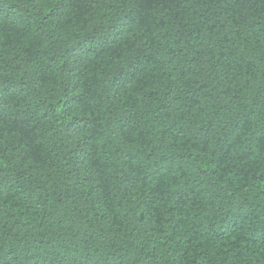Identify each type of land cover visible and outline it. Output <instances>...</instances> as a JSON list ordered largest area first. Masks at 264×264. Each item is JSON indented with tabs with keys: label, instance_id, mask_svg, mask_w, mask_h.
I'll return each instance as SVG.
<instances>
[{
	"label": "trees",
	"instance_id": "obj_1",
	"mask_svg": "<svg viewBox=\"0 0 264 264\" xmlns=\"http://www.w3.org/2000/svg\"><path fill=\"white\" fill-rule=\"evenodd\" d=\"M0 264H264V0H0Z\"/></svg>",
	"mask_w": 264,
	"mask_h": 264
}]
</instances>
